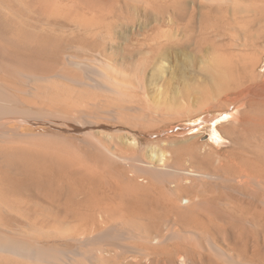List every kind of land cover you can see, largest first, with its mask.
Here are the masks:
<instances>
[{"label":"rangeland","instance_id":"rangeland-1","mask_svg":"<svg viewBox=\"0 0 264 264\" xmlns=\"http://www.w3.org/2000/svg\"><path fill=\"white\" fill-rule=\"evenodd\" d=\"M82 1L84 3L81 0H0V79L3 80L2 82L13 90L16 88L17 91H15L32 106L40 108L41 105L42 108L47 107L46 109H48L56 106L57 101L55 102L52 97L54 88L59 86L64 89L69 85L72 89L74 87L69 84V81L58 75V72L72 74L78 70L73 65L65 64L69 56L82 61V63L102 56V59L111 64L108 73L123 85V92L126 93V99L119 102L122 101L124 105L127 104L130 107H128L129 111L127 110L128 114L125 115L127 117L120 120V123L112 118L101 119L102 125H108L104 126L105 130L114 132L110 127H121L122 132L124 131L123 134L128 136L129 143L126 142L125 145L130 156L141 154L146 159L150 157L162 158L171 167H182L190 171L200 169L207 172L206 179H195L196 182L193 180L182 188L184 191L186 190L183 193L184 199L191 194L192 197H196V194H200V196L202 194L203 198L206 196V214L208 215H206V227L203 231L206 234H211L218 244L230 249L229 251L234 256L237 254L236 256L241 260L252 262V264H264L263 189H260L262 191L257 190L260 192H255L257 194L251 189H238L239 185L232 180L229 181L228 177L239 175V172L242 171L239 168L242 163L243 166L246 163L243 168L246 167L249 170L250 161H244L248 158L252 161L250 164L253 163L252 170L258 173L260 170V174L264 176V167L263 169L258 168L259 170L253 169L255 162L256 165L264 166V157H262L264 156V151H262L264 150V128L256 123L257 117L264 107L262 105L264 104V0H238L239 3H243L242 7L238 9L240 10V12L238 11V23L235 21L231 24L241 27L240 30L243 31L241 39L244 38L245 41L247 38L248 43L245 46L240 44V47L235 46V40L225 34V18L232 12V8L228 6L211 8V4L206 0ZM85 2L94 7H90ZM46 4L47 6H44ZM245 4L251 7L255 6L254 9L252 8L254 12L251 10L246 12L245 9L248 8L243 7L246 6ZM258 6L261 7L260 10ZM88 7L99 9L102 12L108 11L109 14L111 13L110 15L114 14L113 18L115 19L112 18V20L116 21V31L120 33V36L118 34V37L110 40L111 42L101 38L92 39L73 26L72 15H76ZM44 8L50 9L48 14ZM30 10L33 12L31 13ZM255 10H258V13ZM52 14L54 16H51ZM65 14H69L68 18L64 17ZM62 15L63 17H61ZM159 29L172 31L168 40L167 37H162L163 41L160 45L153 42V37L160 33ZM5 30H7V34ZM215 30H220V35H217ZM244 30L249 34L252 33L251 38L245 35ZM78 31L79 33H77ZM141 33L144 36H141ZM7 35L8 37H6ZM9 40H13V44L10 45ZM252 42H256L255 45ZM251 52L252 57L249 61L251 63H245V58L240 59L241 56L245 57V53L249 55ZM247 65L249 67L251 65V67L248 68ZM20 70L22 71L20 72ZM24 73L48 76L49 79L35 81V83L44 87V90H47L48 86L53 83V86H50L53 89L47 90V92L49 91L48 95L42 97L39 94L29 93V90V92L27 91L29 94L24 93L25 90L30 89V83L34 84V81L28 78L29 76L24 77V75L26 76ZM56 74L58 78L55 77ZM27 79H29V84ZM60 81L62 85H57L56 82ZM68 87L66 89L70 88ZM83 96L86 97V94ZM30 116H28L29 121L20 122L21 125L19 123V127H21L19 131L28 134V138H31L33 143L36 141L38 144L42 140L39 144L46 145L47 138H52L49 140L51 143L58 144L59 141L62 144L64 139L63 141L68 144L73 141L70 140L72 137L80 136L75 132L67 131L63 125L53 124L38 115V118L36 115ZM135 137L140 140L137 147H134ZM67 138L69 139L67 140ZM54 140L57 142H52ZM76 140L77 138L74 141L78 144ZM5 149L7 150L6 147L0 145L2 154H0V227H2L0 233L18 238L17 240L20 241L25 239V242L41 243L47 248L66 249L64 252L68 258L83 259L84 252L91 247L86 245L88 236L94 235V233H92L93 230L83 231V228L76 227L75 224L81 221L82 215L94 217L96 212L93 209L91 211L90 208L99 203L102 198L104 201L111 202L107 197H104V194L105 196L108 194V197L111 194L109 198L112 195L115 196L114 192H111L112 188L107 186L111 184H108L105 178H101L100 182L102 183L100 184L106 186L105 188L98 187V180L95 181L97 185L95 187L92 184H85L87 182L84 181L86 186L82 188L83 185L80 184L83 183H79L81 180L79 182L70 181L72 184L69 186L70 182L63 177L64 173H59L53 165V167L50 166L51 163H46L39 156L36 157L39 159H35V156L31 158L35 159L33 162L34 160H30L28 155L24 156L25 159L22 158L23 156H19L21 153L24 155V152L20 153L19 151L12 154L9 150L5 152ZM16 153H19L17 156L19 159L16 157ZM242 157L247 159H242ZM257 158L260 159V162ZM22 159L23 164L25 162L30 164L31 161L34 163L30 164L32 166L27 164L31 169L30 167L25 168L28 166L22 164ZM38 162L41 164H37ZM235 164L241 165L238 167ZM115 167H120V170L124 169L119 164ZM45 169L47 171H43ZM236 169H239V172ZM43 172H47L48 175ZM57 173L62 174L60 178ZM104 174L109 176L111 172L105 171ZM202 181L204 182L202 183ZM233 182L236 186L232 184ZM73 184H75L73 188H76L77 191L71 189ZM95 184L93 183V185ZM78 185L81 188H77ZM90 187L101 189L99 191L92 189L94 195L98 193L99 198L102 196L101 199L98 198L99 202L97 196L96 198L94 196V200L91 199L93 194L89 193ZM111 187L113 186L111 185ZM85 191L90 196L85 195ZM76 192L84 193L81 197L86 196V200L91 199L92 203L81 199L79 196L81 193L78 195ZM143 196L147 199L151 195L147 194L146 196L145 193ZM89 205H91L90 208ZM160 205V211L159 209L144 211L146 215L150 211L147 216L144 214L146 217L142 214L144 224L147 222L146 225H149L150 220L152 221L155 216L160 218L159 216L165 212L169 213L165 206L167 211L163 209L162 204ZM73 207L76 211H73ZM154 214L155 216H152ZM238 217L240 220L237 219ZM62 219L66 222H60ZM71 224L73 225L71 230H54L59 225H63L60 226L63 228L65 225L70 226ZM158 231L167 232V230ZM206 251V254H211L208 247H206ZM2 255L4 254L0 255V264H30L32 262L24 258L21 260L20 257L13 256L12 258L7 254H5L6 256ZM206 256V264H220V262L225 264L214 255H212L213 257L210 255V257L212 259L215 257L217 263L212 259L209 260L208 255ZM108 257L104 261L105 263H101L120 264L113 261L114 256ZM85 261L88 262L86 259ZM196 261L199 262L197 258ZM227 263L233 264L232 262ZM178 264H183V262L178 261Z\"/></svg>","mask_w":264,"mask_h":264},{"label":"bare ground","instance_id":"bare-ground-1","mask_svg":"<svg viewBox=\"0 0 264 264\" xmlns=\"http://www.w3.org/2000/svg\"><path fill=\"white\" fill-rule=\"evenodd\" d=\"M81 2L84 3L82 0ZM206 2H209L211 4L210 5L211 8L227 7V6L232 8V12H230V14L227 15L225 18L226 20V23L224 26V30L226 29L225 34H228L230 38L235 40V44H236L235 46L240 47V44L241 45L243 44V46L247 45L248 44L247 38L245 39V41H244V38L243 40L241 39V37L243 36V31L240 30L241 27L239 28L238 26L231 24V22H235V21H236L235 23H238V18H239L238 13L240 12V10L238 9L242 7L243 3L242 4L239 3L238 0H206ZM86 4H89V3H86ZM44 6H47V4ZM90 7H94V6H90ZM90 7L83 9V10L80 9L81 10L80 13L78 12L76 15H72L73 18L71 19V23L73 24V26H75L80 31H83L82 33L89 35L92 39L101 38L104 41H110V40L112 41L113 39L118 37V34L120 36V33L116 31V21L114 22L112 20V18L114 17V14L110 15L111 13L109 14L108 11L102 12L99 9L98 11L95 8L91 9ZM243 7L248 8V9H245L246 12L250 10L251 12L252 11L254 12L252 8L254 9L255 6L251 7V6L246 5ZM260 9L261 7L259 8V10ZM49 10L50 9L48 8H44V11H47V14ZM30 12L32 13L33 11L30 10ZM132 12L134 14V11ZM54 13L56 12L54 11ZM256 13H258V10L256 11ZM245 14L247 15V13ZM249 15L251 16V14ZM51 16H54V14H52ZM68 16L69 14L64 15L65 18H68ZM61 17H63V15ZM28 21L30 20L28 19ZM219 31L220 30H215L217 35H220ZM229 31L231 34L229 33ZM159 32H158L159 33L158 36L156 34V36L153 37V40H154L153 42L155 44L160 45L162 44V41H163L162 37L165 36L167 37V40H168V37H171L172 31L169 32V31H163L159 29ZM5 33L6 34L8 33L7 30H5ZM77 33H79V31ZM134 33L136 34V32ZM244 33L245 35H248V37L252 36V33L250 32L249 34V32L246 30H244ZM138 34L140 35L139 32ZM142 35L143 33H141V36ZM6 37H8V35ZM159 39H162V40H159ZM8 43H10V45L11 43L13 44V40H9ZM245 54H244L245 57L241 56L240 59L245 58V61H246L245 63L247 64L251 63L249 61H251L252 56L250 54H252V52L249 53V55L248 53H245ZM65 64L73 65L75 69H78L77 70L78 72L76 71L75 73H72V74H65V73L60 74L58 72V75L59 76L61 75L63 79L69 81L70 82L69 84H72L74 87L72 89L70 85L67 83L70 87L69 88L67 86L69 89H66L67 88L66 85H65L66 88L64 89L60 88L59 86L58 88L53 89L52 87H50L53 83L50 84L47 90L53 89L54 94L52 97H53V100H55V102L57 101L56 106H53L51 108L48 106L50 109L49 108L46 109L47 107L42 108L41 105H40V108L36 106L35 107L32 106L31 104L26 102L20 94L16 92L17 91L16 88H14V90L13 88L11 89L8 85L2 82L3 80L0 79V145L1 147L3 146L7 148V150L5 149V152L8 150L11 151L12 154H14L15 152H19V151L20 153L24 152L25 153L24 155H22L23 153L19 155V156H23L22 157L23 159H25L24 156L27 157V155L29 156L28 158L30 160L32 161L34 160L33 162H35V159L42 158L41 160L43 161L45 160L46 163L47 162L51 163L50 166L53 165L59 173L60 172H62V174L64 173L63 177L67 178L69 182L70 181L79 182L81 180V182L79 183H83V184H80L81 186L83 185L82 188L86 186L85 184H92V186L94 187L99 184L98 187H101L103 185L100 184L102 183L100 182L101 181L100 179L105 178L108 184H111L113 186L111 187V185L110 186L107 185L108 187L112 188L111 192H114L115 196L112 195V197L109 198L111 194H109V197H108V194L107 196H105L104 194V197H107V199L111 200V202L110 201L108 202L106 200L104 201L102 200L103 198L101 199L102 196L99 198L100 195L98 196V193L97 195H94L93 194L94 191L92 190L94 188L90 187L91 191L89 190L90 191L89 193L92 192L91 194H93L91 195L93 197L91 199L94 200V196L95 198L97 196L98 202H99L98 198L101 199V201L97 203L95 206L91 207V205H89V208L91 207L90 208L91 211L93 209L96 212V215L94 217L82 215V217L80 218L81 221L79 220L80 222L75 224V226L77 225L76 227L83 228L84 229L83 231L93 230L92 233H94V235L93 234L89 235L88 236L89 239L88 241H86V245L91 246V247L89 248L88 246H86V248H89V249H87V251L84 252V255H85L84 258L88 262H86L84 258L79 259V260L77 257H76L77 259L75 257L68 258V256H66L64 252L66 251V249L60 250V248H50V247L47 248L44 245H41V243L33 244L30 242H25L26 241L25 239L23 241H20V240H17L18 238L16 239L11 236L4 235L2 233H0V255L4 254L2 256H6L5 254H7L9 255V257L12 256V258L14 256L15 258L20 257V259L21 258L28 259L30 260V262L32 261L31 263L33 264H35L34 262L39 263V264H104L105 263L104 261L106 260L108 256H114L113 261L119 262L120 264H178V261L180 263L183 262V264H197L199 262L200 264H206V258H207L206 255H208V257H210V255L211 256L214 255L216 258H218V260L222 261L225 264L226 262H232L233 264H252V262L241 260L240 257L236 256L237 254L234 256V254L229 251L230 249L228 250L222 247V245L218 244L217 240L214 237H212L211 234H208V233L206 234V232L203 231L205 230V227H206V224H205L206 215H208L206 214V210H207L206 209L207 199H205L206 196H204L205 198H203L202 194L200 196L199 193H198L199 195L196 194V197H192V194L191 196L185 195L186 201H184L185 199H184L183 193L186 192V190L184 191L182 189L183 186L190 184V182H193V180L194 182H196L197 180L195 181V179H204L207 175L206 174L207 172L202 171L200 169H197V170L192 169V171H190L186 168L183 169L182 167H177V168L171 167L170 164L168 165L166 161H164V159L162 158L154 159L153 157L152 158L150 157L149 159H146L141 154H140L141 156L140 155L130 156L126 151L127 148L125 145L126 142L129 143V141L127 140L128 136L123 134L124 131L122 132L121 127L119 126L116 127L112 125L113 127L112 128L110 127V129L114 130V132L105 130V128L108 125L106 124L102 125L103 123L100 122L101 119L112 118L114 120L119 121L120 123V120L122 121V119L124 120L127 117L125 115L128 114L127 110L129 107V105L127 104L124 105L122 101H121L122 104L119 102L120 100L126 99V93L123 92L124 90V88L122 87L123 85L116 78L112 77V75L108 73V71L111 69V64L109 63V61L102 59V56H101L93 60L91 59L85 62L83 61L82 63V61H78L76 58L69 56L66 59ZM250 67L248 66V68ZM244 70H246L245 67H244ZM21 71L22 70H20V72ZM27 76H29L28 78L34 81V84H31V83L29 84L28 82L29 79H27V83L29 84L30 89L28 88L27 90H25L24 93H26L29 90L30 91V92L28 91L29 93L39 94L41 97L48 95L47 93L49 91L47 92V90H44V87L38 86L35 83V81L37 82L39 80L49 79L48 76L45 77L38 73H28L26 74V76L24 75V77H27ZM55 77L58 78L57 74ZM51 78L53 79V77ZM56 83L57 85H62L61 81L56 82ZM62 83H63V80H62ZM22 91L24 90L22 89ZM28 92L26 94H29ZM84 94H86V97L83 96ZM45 100H48V99H45ZM55 102L53 103L55 104ZM262 108L263 109L259 113V117H257L256 123L259 126H261V128L262 127L264 128V107ZM30 115L32 116L38 115L45 120L48 119V122H53V124L56 123V124L63 125L67 129V131H70V132L72 131L77 134H80V136L78 135L76 136L77 138L76 142L78 141L77 142L78 144L75 143L74 139L76 138H73V137H72L73 139L72 138L70 139L73 141L72 142L70 141L71 143L68 142L69 145L63 141L64 139L62 140L64 144L62 142H61L62 144H60L59 141L57 144L56 140L52 141V142H55L56 144L51 143V141L49 140H52V138L51 139L47 138V140L51 144L48 141H46V145H40L39 143L42 141L41 140L42 138L40 139L41 141L38 144L36 141L35 143H33L34 141H32L31 138H30L31 140L28 138V134H26L25 132L19 131L20 130L19 128H21L19 127V123L28 120V118L31 117ZM21 124L22 123H20V125ZM32 136H35V135L32 134ZM54 139H57V138H54ZM68 139L69 138H67V140ZM138 143L140 144V140L138 139V137H135L134 147H137L136 145H138ZM262 151L260 152V154L262 153ZM254 153L256 154V152ZM18 154L16 153V157L18 156ZM34 156H35V159H31V158H34ZM37 156H39V158H36ZM23 159H22V164H23ZM242 159H247V158L242 157ZM261 160L263 161V159ZM32 161L30 162V164L33 163ZM244 161L245 162L250 161L249 162L250 166L247 164V168L249 166L250 169L248 168L249 170H247L246 167L245 169L243 168L246 163L244 164V166H243V163L242 165L239 164V166L241 165V167H239L238 164H235L236 166L241 168L242 171L239 172V169H236L240 174L239 175L237 174L236 176L235 175L228 176L229 181L232 180L235 183H237V185H239L238 189H241V190L251 189V191L255 193V192H258L260 189H263V192H264V176L260 174V170L258 169V168L263 169L264 166L256 165V162H255L253 169L259 170V173H258L257 171L252 170L251 167L253 163L250 164L252 162L250 158ZM258 161L260 162V159ZM25 163L23 165H27V164L30 165L29 163H26V164ZM39 163L40 162H38L37 164ZM118 164L122 166L124 169L120 170L119 169L120 167L114 168V166ZM30 166L28 167L24 166V167L28 169ZM196 168H199V167H196ZM46 169L43 171H47ZM48 169H50V167H48ZM105 171L111 172V174L107 176L104 174ZM238 172H234V173H238ZM43 173H47V172H43ZM230 174L232 175V173ZM61 175H59V178L61 177ZM221 176L222 175L220 174V177ZM56 177L58 178V176ZM97 180H98V183L96 185L95 181ZM63 181L65 182L66 179ZM84 181L87 183H85ZM203 182L204 181H202V183ZM234 182L232 184H234ZM93 183L95 185H93ZM71 184L72 183L70 182L69 186ZM75 184L77 185L78 183H75ZM75 184H73L74 186L72 185L71 189H74V190L76 189V188H73L75 187ZM80 185L76 187L81 188L79 187ZM234 185L236 186V184ZM64 186L65 185H63V187ZM98 187H97L98 190L96 188L94 190L99 191L100 188ZM105 187L103 186V188ZM109 189H108V192L110 191ZM87 191H85L86 192L85 195L86 194L89 195ZM144 192L146 193V196L147 194L151 196L147 199L145 198V196L142 197V195L145 194ZM16 193H19V192H16ZM76 193L78 194V192ZM78 195L77 197L79 196L81 197V195H84V193H81L79 196ZM88 195L87 197L90 196ZM82 197L81 199H84V200L87 199L85 198L86 196L83 198ZM91 199L89 200L91 201L90 203H92ZM79 201H82V200H79ZM97 201L95 200V202ZM160 204H162L163 207L165 206L168 209L169 213L167 214L165 212V214H163L162 216H159L160 218H156L155 216L156 213H155L154 215H152V216H155V218L152 219V221L150 220V224L146 225L147 222L144 224L143 216L146 217L149 214V212L152 211L153 209H156V210L159 209L160 211V208H159ZM0 205H1V202H0ZM144 205H147V206H144ZM263 205H264V199H263ZM4 207L7 208V206L5 205ZM147 207L149 208L147 209ZM165 207L163 208L164 210L166 209ZM149 209L150 211L146 215L144 211L149 210ZM73 211H76L74 210V207H73ZM235 215H236V212H235ZM239 217L237 219H239ZM77 218L79 219V217ZM75 220L77 219L75 218ZM60 222L65 223L66 221L62 219ZM60 226H63V225H59L55 227L54 230H71L73 228L72 224L70 226L65 225L63 228H61ZM158 230H165V231L167 230V232L163 233ZM53 232L55 233V231ZM206 247H208L209 250L211 251V254L209 253L210 255L206 254L207 253ZM195 254H197L198 256ZM212 257H210L209 260H211ZM196 258L199 262L196 261ZM101 259H103V261H101ZM214 259H212L213 262L217 263L216 261L217 259L215 260ZM27 261H24V262L27 263ZM101 262H104V263H101ZM16 263H19V262L16 261Z\"/></svg>","mask_w":264,"mask_h":264}]
</instances>
